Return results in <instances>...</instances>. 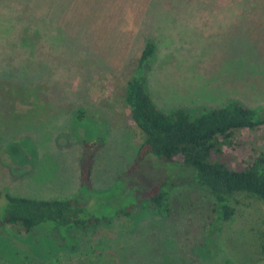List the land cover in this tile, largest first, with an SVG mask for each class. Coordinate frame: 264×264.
I'll list each match as a JSON object with an SVG mask.
<instances>
[{
    "label": "rangeland",
    "instance_id": "374dc122",
    "mask_svg": "<svg viewBox=\"0 0 264 264\" xmlns=\"http://www.w3.org/2000/svg\"><path fill=\"white\" fill-rule=\"evenodd\" d=\"M148 40V90L163 110L196 113L235 98L264 112V0H0V189L75 197L112 221L26 232L2 222L0 195V264L98 255L105 264H264L263 200L237 194L238 213L215 225L203 250L215 203L195 170L149 153L129 172L143 134L124 95ZM99 136L85 188L83 140ZM224 147L234 167L246 166L264 153V124L238 129ZM165 177L173 181L168 216L144 198ZM130 204L131 217L116 216Z\"/></svg>",
    "mask_w": 264,
    "mask_h": 264
},
{
    "label": "trees",
    "instance_id": "16d2710c",
    "mask_svg": "<svg viewBox=\"0 0 264 264\" xmlns=\"http://www.w3.org/2000/svg\"><path fill=\"white\" fill-rule=\"evenodd\" d=\"M154 51V41L148 40L139 55V68L126 85L125 103L143 134L129 172L134 171L149 153L170 160L179 159L182 164L195 170L196 182L207 189L215 203V213L209 224L206 242L202 245L206 250L215 225L225 227L238 213L237 194L244 192L264 201V153L243 167H234L223 157L224 146L232 142L238 129L264 124V112L235 98L221 105L202 107L196 113L183 107L163 110L152 99L147 84L146 67L150 65ZM104 141L101 136L83 140L80 184L85 188H92L91 172L97 151ZM172 182L169 177L158 179L144 192V198L164 216L171 213L168 188ZM0 195L5 200L2 222L22 225L26 232L47 222L54 223L55 228L64 225L82 230L97 228L102 224L112 226V221L107 217L88 213L84 204L75 197L35 198L13 194L5 188L0 189ZM134 206L130 204L120 208L116 216L131 217ZM63 236L67 239L71 235ZM76 242H71L69 246L76 247ZM227 246H223L224 254L227 253ZM95 257L84 259L81 264H105Z\"/></svg>",
    "mask_w": 264,
    "mask_h": 264
}]
</instances>
